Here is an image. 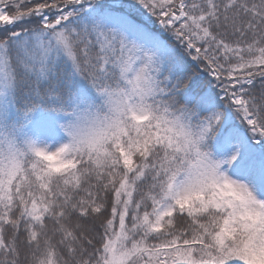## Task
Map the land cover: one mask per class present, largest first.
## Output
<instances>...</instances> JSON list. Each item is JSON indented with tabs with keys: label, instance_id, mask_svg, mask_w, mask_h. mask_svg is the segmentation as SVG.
I'll list each match as a JSON object with an SVG mask.
<instances>
[{
	"label": "snow or ice",
	"instance_id": "obj_1",
	"mask_svg": "<svg viewBox=\"0 0 264 264\" xmlns=\"http://www.w3.org/2000/svg\"><path fill=\"white\" fill-rule=\"evenodd\" d=\"M0 264H264V0H0Z\"/></svg>",
	"mask_w": 264,
	"mask_h": 264
}]
</instances>
